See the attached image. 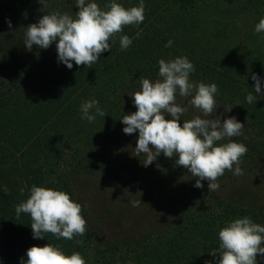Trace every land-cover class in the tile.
<instances>
[{"label":"trees","instance_id":"1","mask_svg":"<svg viewBox=\"0 0 264 264\" xmlns=\"http://www.w3.org/2000/svg\"><path fill=\"white\" fill-rule=\"evenodd\" d=\"M57 1L59 6L43 7L39 0H14L5 8L0 0V264H20L21 258L27 260L28 248L47 243L66 255L79 252L86 264H217L210 251L219 247V230L245 216L264 226V203L200 194L175 209L160 231L158 218L138 238L105 241L95 226L102 212L90 218L80 201V182L93 166L78 153L91 156L94 137L102 134L117 146L120 119L133 112L128 94L140 87V78H159L160 59L184 56L195 67L190 80L215 83V97L233 105L253 133L245 156L264 160V41L255 32L264 17V0H144L141 24L125 26L109 41L111 51L91 68L73 61L72 69L59 62L56 42L47 49L24 45L26 27L44 14L75 17L79 9L74 0ZM95 2L103 8L111 0ZM116 2L130 8L140 0ZM238 13L252 16L243 33L235 27ZM121 35L132 39L127 50H121ZM169 40L172 45L165 47ZM253 73L261 78L262 93L254 90ZM248 93L256 102L247 103ZM92 99L106 116L97 115L90 123L81 119L80 106ZM33 185L65 191L80 203L87 220L84 236L66 240L49 233L34 239L30 216L21 213L17 219L15 213ZM257 264H264V258L258 255Z\"/></svg>","mask_w":264,"mask_h":264},{"label":"clouds","instance_id":"2","mask_svg":"<svg viewBox=\"0 0 264 264\" xmlns=\"http://www.w3.org/2000/svg\"><path fill=\"white\" fill-rule=\"evenodd\" d=\"M39 2L47 7V0ZM74 3L79 9L75 17L56 11L44 14L38 23L28 25L26 48L31 50L37 46L47 49L56 42L58 60L68 69H72L73 61L77 66L91 68L102 53L111 51L109 41L122 33L125 26L139 25L145 19L144 0L130 8L116 0L106 3L103 8L95 0H74ZM8 25L11 28L10 20ZM255 32H264V17L255 26ZM119 41L121 50H127L132 44L127 35H121ZM172 43L169 40L165 47ZM158 65L159 79L153 82L140 78V89L128 94L136 111L120 119L125 125L124 134L138 131L134 156L143 154L141 163L144 167L156 161L161 153L167 158H175L177 166H182L191 177L197 178L194 187L203 188L202 181H207L208 191L219 189L217 181L225 171L243 175L241 158L248 149L232 138L242 136L245 125L235 116L223 120V114L209 118L218 109L215 99L218 86L191 81L190 74L195 67L187 57L160 59ZM251 79L255 81V92L262 93L261 78L253 73ZM177 96L186 99L187 105L178 104ZM246 101L249 104L256 102L255 96L248 93ZM189 107L200 114L183 120L181 124V118ZM231 110V106H224L225 113ZM80 111L81 119L90 123L97 115L106 116L95 99L84 102ZM20 193L23 195L24 188ZM138 205L139 201L133 202V206ZM15 213L17 219L21 213L30 216L34 239H44L50 233L57 239L73 240L84 236L87 228L82 205L67 192L48 187L33 185L26 201L15 206ZM218 239L219 247L210 251L213 257H218L217 264H257L258 255L264 258V226L248 216L228 222L219 230ZM76 244L82 245L83 241L76 240ZM26 255L27 260L21 258L20 264H86L79 252L66 255L58 246L49 243L28 248Z\"/></svg>","mask_w":264,"mask_h":264},{"label":"rangeland","instance_id":"3","mask_svg":"<svg viewBox=\"0 0 264 264\" xmlns=\"http://www.w3.org/2000/svg\"><path fill=\"white\" fill-rule=\"evenodd\" d=\"M3 1V7L6 8L14 0ZM48 5L59 6V1L47 0ZM251 18L252 16L238 13L235 17V27L243 33L246 21ZM257 35L260 36V41H264V32ZM139 89L140 87L137 90ZM215 99L218 109L209 118L214 119L216 115L223 114L222 120L235 116L243 123L233 105L224 103L217 97ZM177 103L186 106L187 100L177 96ZM224 106H231L232 110L225 113ZM132 108L135 112L134 105ZM199 114L189 107L180 122L182 124L183 120H189ZM124 127L123 124L117 146H114L109 135L102 134L94 137L90 148L91 156H84L83 152L78 153L80 160H87L93 166V173L86 181L80 182V201L90 218L96 212H102V219L95 226L105 241L138 238L150 229L151 224L158 218L162 221L156 230L160 231L163 226H168L175 209L181 207L184 201L200 194L218 197L223 201L241 199L246 203H264V160L244 155L240 164L244 174L236 176L231 171H225L217 181L219 189L208 191L207 181H202L203 188L194 187L197 178L191 177L187 169L177 166L175 158H167L163 153L151 165L144 167L141 163L143 154L141 157L134 156L138 131L126 135L123 132ZM232 139L248 148L255 138L250 129L244 126L243 135ZM223 142L226 141H221ZM134 201H139V205L133 206ZM107 210L111 213L106 214Z\"/></svg>","mask_w":264,"mask_h":264}]
</instances>
